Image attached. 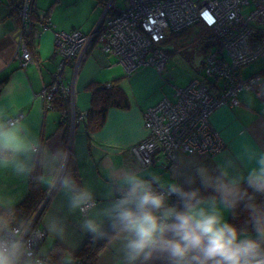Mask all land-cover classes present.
I'll return each instance as SVG.
<instances>
[{"label": "crops", "instance_id": "crops-1", "mask_svg": "<svg viewBox=\"0 0 264 264\" xmlns=\"http://www.w3.org/2000/svg\"><path fill=\"white\" fill-rule=\"evenodd\" d=\"M103 1L94 0L91 8L86 7L80 20L71 18L66 21L70 14L56 17L53 6L43 10L38 7L39 0H35V10L39 13L47 11L52 27L43 30L28 43L32 60L24 67L19 48L22 27L15 15L17 0H0V111L12 116L23 113V118L43 145L53 152L66 151L67 170L71 177L79 186L90 188L94 192L99 206L107 202L111 183L108 171L113 165L135 167L146 177L157 175L165 184L184 183L196 177L198 166L205 165L215 169L228 158L236 162L238 171L246 174L254 166V162L247 159L245 149L254 153L264 152V103L257 95L243 89L238 94L239 104H223L210 113V123L224 142L220 151L213 154L179 153L174 162L157 156L152 164L144 166L129 151L131 145L146 135L143 112L161 98H171L175 87L180 85H168L171 78L164 73L166 68L159 73L154 67L141 66L126 73L118 65L114 55L101 50L96 37L84 49L75 73L70 64L63 65L62 84L73 87V107L76 112H83L90 106L91 89L88 84L91 81L108 83L118 78L128 96L129 106L110 107L104 123L97 129L88 131L82 122L76 124L71 135H68L66 128L63 129L65 117L58 109L46 107L40 94L46 85L53 82L54 73L57 72L61 60L54 51V31H68L73 28L83 32L91 31L102 13L91 19L92 11L97 5L102 7ZM84 15L85 18L82 19ZM255 61H259L258 64L254 67H249L250 64L242 67L240 74L247 76L264 68V54ZM68 141L70 149L67 151ZM37 172L40 187L46 190L48 187L42 170L37 169ZM28 181L29 177H18L10 169H0V193L13 198L15 205L27 195ZM194 186H199L198 178ZM49 217L63 223L66 239L61 243L45 233L40 247L51 249L57 243L63 248V254L70 252L74 258L75 253L86 242L91 245L99 243L95 264H123L122 242L114 238L94 240L90 234L84 232L81 224L86 217L79 210H69V196L59 190V187L52 189L41 214L39 226L42 230ZM75 262L74 259V264ZM151 264H165V261L156 259Z\"/></svg>", "mask_w": 264, "mask_h": 264}, {"label": "clouds", "instance_id": "clouds-1", "mask_svg": "<svg viewBox=\"0 0 264 264\" xmlns=\"http://www.w3.org/2000/svg\"><path fill=\"white\" fill-rule=\"evenodd\" d=\"M245 154L254 162L246 174L228 158L215 169L198 166L184 183L113 165L107 202L99 206L94 192L71 177L66 151H51L23 117L0 111V169L22 178L42 170L49 190L59 187L69 210L86 217L84 232L122 242L123 264H264V152ZM15 203L0 193V264H55L58 251V264H74L70 252L40 247L45 233L65 241L63 223L49 217L42 231L18 215ZM238 209L247 213L241 226L228 219Z\"/></svg>", "mask_w": 264, "mask_h": 264}, {"label": "built area", "instance_id": "built-area-1", "mask_svg": "<svg viewBox=\"0 0 264 264\" xmlns=\"http://www.w3.org/2000/svg\"><path fill=\"white\" fill-rule=\"evenodd\" d=\"M123 1L125 5L120 6L117 0H104L100 21L89 32L77 28L54 31V51L61 60L53 82L40 93L45 106L50 107L52 92L60 88L68 98V135L84 119V113L78 114L73 107V87L62 84L61 71L64 64H70L74 73L78 70L83 51L94 37L101 50L114 55L126 73L141 66H151L162 73L169 56V46L163 43L168 33L201 24L210 31L213 43L202 55L204 76L176 86L171 98L163 97L146 108V135L129 151L144 166L152 164L157 156L174 162L179 153L220 151L224 142L210 123L212 110L223 104H239L238 94L243 89L252 91L264 103V70L247 76L240 74L242 67L264 54V0ZM34 4L35 0H21L18 8L22 25L20 59L24 67L32 60L28 43L52 27L43 13L36 21L31 20ZM211 78L216 79L214 87L206 83ZM16 116L23 117V113ZM69 146L68 141L67 151ZM51 191H43L27 218L34 227L41 229L40 217Z\"/></svg>", "mask_w": 264, "mask_h": 264}, {"label": "trees", "instance_id": "trees-1", "mask_svg": "<svg viewBox=\"0 0 264 264\" xmlns=\"http://www.w3.org/2000/svg\"><path fill=\"white\" fill-rule=\"evenodd\" d=\"M21 0H17L15 6L20 3ZM47 12V11H46ZM14 13V12H13ZM12 14V12H11ZM16 14V12H15ZM17 17V16H16ZM18 19V18H17ZM20 21V19H18ZM193 29V31H192ZM192 35L194 39L192 40H201L207 39L208 42L204 44L203 54L209 50V47L213 45L212 43V35L207 27L199 24L195 27H190L179 32H172L168 33L166 38L163 40V43L167 46H171L169 49L167 47V52L169 55V51L172 49H176L177 46H181L183 43H178L177 39H180V42H184V39ZM192 33V34H191ZM182 37V38H181ZM202 66V62H201ZM264 70V68L262 69ZM261 71V70H259ZM258 71V72H259ZM216 79H207V84L210 87H214ZM51 84V83H50ZM50 84L46 85L49 86ZM88 88L91 89V102L88 109H86V113L84 119H82L79 123H83L86 130L91 131L100 127L106 118L107 111L110 107H118V108H126L129 106V99L128 96L119 83L118 78L113 79L108 83H101L100 81H91L88 84ZM50 107H54L58 109L62 116L66 114L68 110V98L66 94L60 89L57 88L52 92L50 98ZM78 124V123H77ZM28 193L23 200L15 205L18 215L21 218H28L31 211L39 201L43 191L39 184V174L36 171L32 176L29 177L28 181ZM247 218V213L241 211L240 209L237 210V214L235 217L232 215L228 216L230 222L236 224L237 226L243 225L244 221ZM99 243L98 244H90L86 242L77 253H75L74 259L76 264H95V260L99 250ZM51 249L63 250V248L55 243ZM64 251V250H63ZM60 252H57V255L52 257L55 264H58L60 258Z\"/></svg>", "mask_w": 264, "mask_h": 264}, {"label": "rangeland", "instance_id": "rangeland-1", "mask_svg": "<svg viewBox=\"0 0 264 264\" xmlns=\"http://www.w3.org/2000/svg\"><path fill=\"white\" fill-rule=\"evenodd\" d=\"M93 1L94 0H39L40 5L38 4V7L40 9L46 10L47 8H51L53 6V11L55 10L56 17H63L64 15L70 14V16L66 18V21H69L71 18L80 20L82 13L86 10V7L91 8ZM117 2L120 6L125 5V2L123 0H117ZM20 3L15 6V15L17 16V18L19 17L18 8L20 6ZM92 12L93 14L91 15V19L102 12V7H100V5H97V7ZM43 14L44 15L42 17H46L48 15L46 11ZM39 15L40 14H36L32 11L31 20L36 21ZM84 18L85 15L82 17V19ZM192 39H194L192 35L187 36L184 39V42L183 40L182 42H180V39L178 38L176 44H183L181 46H177L176 49H172L171 51H169L168 60L166 62V70L164 72L171 78V83L168 84L169 86L174 87L175 85H183L195 76H204L201 66L203 55V50L201 49H203L204 44H206L208 40ZM168 48L170 49L171 46H169ZM259 61L250 63V65L248 66L254 67V65L258 64ZM118 65H120V67L124 70L121 64ZM78 114H80L79 111Z\"/></svg>", "mask_w": 264, "mask_h": 264}, {"label": "bare ground", "instance_id": "bare-ground-1", "mask_svg": "<svg viewBox=\"0 0 264 264\" xmlns=\"http://www.w3.org/2000/svg\"><path fill=\"white\" fill-rule=\"evenodd\" d=\"M34 8H35V4H34ZM35 13L36 14H39V12L37 11V10H35ZM41 13H45V11L44 12H41ZM100 21V20H99ZM21 27H22V25H21ZM83 113H84V116H85V111H83ZM64 117H65V121L64 122H67L69 119H68V117L66 116V114L64 115Z\"/></svg>", "mask_w": 264, "mask_h": 264}, {"label": "water", "instance_id": "water-1", "mask_svg": "<svg viewBox=\"0 0 264 264\" xmlns=\"http://www.w3.org/2000/svg\"><path fill=\"white\" fill-rule=\"evenodd\" d=\"M66 127L65 126H63V129H65ZM45 204V203H44ZM40 212V211H39Z\"/></svg>", "mask_w": 264, "mask_h": 264}]
</instances>
